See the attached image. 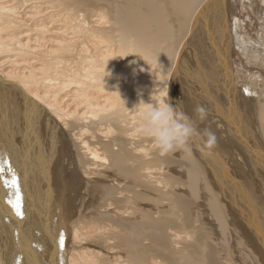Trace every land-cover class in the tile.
<instances>
[{
  "label": "bare ground",
  "instance_id": "bare-ground-1",
  "mask_svg": "<svg viewBox=\"0 0 264 264\" xmlns=\"http://www.w3.org/2000/svg\"><path fill=\"white\" fill-rule=\"evenodd\" d=\"M0 157V264H264V0H0Z\"/></svg>",
  "mask_w": 264,
  "mask_h": 264
},
{
  "label": "clouds",
  "instance_id": "clouds-1",
  "mask_svg": "<svg viewBox=\"0 0 264 264\" xmlns=\"http://www.w3.org/2000/svg\"><path fill=\"white\" fill-rule=\"evenodd\" d=\"M168 93L169 87L162 93L163 103L159 106L144 107L140 111L141 135L154 141L161 157H167L177 151L188 150L189 146L196 142L203 145L206 154H211L217 147L215 134L208 129L201 134L188 117L177 113L167 102ZM197 112L203 122L207 113L202 108H198Z\"/></svg>",
  "mask_w": 264,
  "mask_h": 264
},
{
  "label": "snow or ice",
  "instance_id": "snow-or-ice-1",
  "mask_svg": "<svg viewBox=\"0 0 264 264\" xmlns=\"http://www.w3.org/2000/svg\"><path fill=\"white\" fill-rule=\"evenodd\" d=\"M8 170L10 173V179H4L5 170ZM0 184H2L5 188L11 190L15 195L14 201H9L11 204L12 209L15 212V215L23 220L24 213H23V196L19 189V181L18 177L16 176L14 170L11 168L10 164L7 160L0 157ZM59 246L63 248L64 246V236L63 233L60 234V238L58 240Z\"/></svg>",
  "mask_w": 264,
  "mask_h": 264
}]
</instances>
